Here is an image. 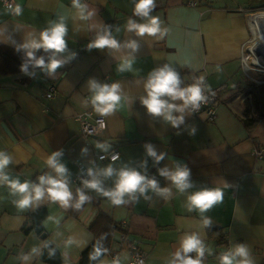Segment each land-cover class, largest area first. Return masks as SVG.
Instances as JSON below:
<instances>
[{"label": "crops", "instance_id": "obj_1", "mask_svg": "<svg viewBox=\"0 0 264 264\" xmlns=\"http://www.w3.org/2000/svg\"><path fill=\"white\" fill-rule=\"evenodd\" d=\"M12 1L14 7L8 8L0 0L1 44L17 49L27 39L39 38L63 16L68 29L67 51L60 55H76L52 76L38 67L28 69L32 75L0 72V151L12 157L6 172L21 183H38L40 175L51 171L45 163L47 157L62 150L61 162L69 170L73 200L67 208L45 198L20 209L15 204L20 195L0 184V264H78L81 253L94 240L90 225L100 211L118 222L128 239L145 251V264H173L181 240L192 233L200 236L206 248L202 264H220L221 254L237 245L247 247L251 264H264V162L253 154V149L264 143V116H243L239 99L228 91H224L213 120L204 114L192 116L186 109L183 114L174 113L184 117L178 127L148 113L141 103L149 74L165 64L178 73L181 88L192 85L198 75L211 88L237 80L251 35L249 8L264 0H209L201 7L189 6L185 0H155L149 17H158L162 36H137L127 31L129 19L147 22L133 14L136 0H81L95 13L89 20L78 18L72 0ZM16 5L22 9L19 16L12 11ZM107 23L119 42L138 43L131 71H118L121 59L131 49H87L99 27ZM105 79L110 85H120L121 103L112 114L103 116L106 128L86 142L76 115L87 109L99 115L91 104L89 81L103 84ZM53 82L55 93L47 97L48 85ZM98 143L109 145L108 150L116 148L120 157L114 162L97 160L96 154L104 152L96 147ZM146 144L157 154L166 153L159 164L147 156ZM84 148L86 154L81 151ZM177 163L187 166L191 174L193 187L184 194L158 171L174 169ZM109 164L117 170L134 168L149 179L154 177L158 187L170 189L171 195H158L151 189L144 194L137 191L125 194V203L117 206L95 190L83 189L90 200L75 208L77 189L83 188L82 181H73L79 167L100 169ZM100 179L105 190L114 188L115 175ZM206 188L222 190L223 201L203 214L189 212L187 195ZM40 208L45 210L43 218L35 212ZM202 216L211 219V227L222 230L226 244L208 238ZM122 231H114L110 247L95 264L109 263ZM187 255L196 258L195 252ZM127 261L123 250L118 264Z\"/></svg>", "mask_w": 264, "mask_h": 264}, {"label": "clouds", "instance_id": "obj_2", "mask_svg": "<svg viewBox=\"0 0 264 264\" xmlns=\"http://www.w3.org/2000/svg\"><path fill=\"white\" fill-rule=\"evenodd\" d=\"M72 7L77 10L78 18L81 20H89L95 15L94 12L89 11L87 4L81 3V0H72ZM154 7L155 0H136L133 14L141 18H147V22L137 23L135 20L129 19L126 25L127 31L133 32L137 36H144L145 34L155 36L157 33H161L162 36L163 33L159 26L160 22L158 17H149V13ZM12 11L17 16L22 13L20 5H16ZM67 31L65 19L61 16L58 22H52L48 28L43 30L39 38H30L23 44L17 45V51L21 48L25 50V62L21 65V72L29 75L34 74L28 72V66L31 64L34 68L38 67L49 76H52L58 68L74 58L75 53H70L66 57L60 55L67 51V43L65 40ZM116 31L119 32L120 29L116 28ZM138 47V43L135 40H128L124 43L119 42L112 35L109 26L106 25L99 27L95 38L87 45L88 50H103L107 48L120 51L122 48L131 49V52L122 58L119 63L118 71L120 72L132 70V64L134 62L132 53H135ZM40 49H43L45 53L52 50L48 56L47 63L45 62L44 56L37 57L36 52ZM201 83L202 80L188 87L181 88V80L178 73L172 67L165 64L163 67L149 74L144 84L146 96L141 97V103L146 107L148 113L153 116L163 117L173 127H178L184 122V117L183 115H174V113L183 114L189 107L196 109L204 101L205 97L202 95ZM89 88L93 93L91 104L95 112L101 117L112 114L120 106L122 97L118 83L108 85L99 84L95 80H90ZM177 100L182 101V104L173 103V101ZM192 131L195 132V129H192ZM96 147L107 152L110 146L98 143ZM145 149L147 156L151 157L156 164H159L165 158L166 153L161 152L157 154V151L151 144H146ZM81 151L86 154L88 149L84 148ZM62 155L63 152L60 150L52 152L47 157L45 163L51 171L40 175L38 177V183L29 181L21 183L19 179L9 178L6 169L12 162V157L8 153L0 151V184L7 185L12 194L20 195V199L15 201L18 208H28L45 198L53 203L59 202L64 208L69 206L73 200V193L69 187V170L61 162ZM112 159L115 161L116 157ZM144 163L146 165L147 162L145 161ZM158 171L161 176L170 180L181 194L186 193L188 189L193 187L190 180V170L187 166H182L177 163L174 169L160 168ZM114 175L116 177L114 188L105 190L100 177L102 176L107 179ZM87 176L90 179H83V188L77 189L78 199L74 205L77 209L90 200V197L85 194L83 189L95 190L97 193L108 197L112 204L117 206L125 203L123 199L125 194L132 195L137 191L144 194L147 189H151L158 195H171L170 189H161L158 187V182L154 177L149 179L146 175H142L134 168L123 167L117 170L112 164L100 169L89 167L87 169ZM222 201V190L206 188L187 195L186 208L189 212L198 210L203 214ZM202 226L211 227V219L207 216H202ZM33 251L36 250L33 249ZM205 251L204 243L198 234H186L180 242V250L175 253L176 260L173 261V264H202L201 257L204 256ZM101 252V248H95L90 259H96L101 255ZM192 252L196 253L195 259L187 255ZM248 256L249 252L247 247L237 245L233 250L221 254L220 264H251ZM237 257L240 259L237 260Z\"/></svg>", "mask_w": 264, "mask_h": 264}, {"label": "built area", "instance_id": "obj_3", "mask_svg": "<svg viewBox=\"0 0 264 264\" xmlns=\"http://www.w3.org/2000/svg\"><path fill=\"white\" fill-rule=\"evenodd\" d=\"M209 0H186V4L189 6H197L199 4H205ZM6 7L13 8L14 3L12 0H3ZM195 83V80L193 81ZM103 84L110 85V81L105 79ZM202 95L205 97L204 101H202L198 108L192 109L188 108V111L192 113V115H198L201 112H206L207 119L213 120L215 117V108H216V99L218 96L224 94L223 85L217 88H211L207 85L201 86ZM55 93V85L52 83L48 86L46 96L52 97ZM76 119L80 124V134L84 139H87L90 136L99 135L107 125V122L104 117L100 115H96L92 112V110L87 109L76 116ZM253 154L257 160H261L264 162V143L256 146L253 149ZM113 157H116L115 161L120 157V153L116 148H111L107 152H99L96 154V158L99 161H108L114 162ZM83 179H90L87 176V168L80 166L79 171L73 177L74 182H81ZM120 236L116 241V250L111 251L109 256L108 264H118L121 258V252L123 250L127 251L128 261L126 264H145L146 263V253L145 251L134 241L129 240L125 232H120Z\"/></svg>", "mask_w": 264, "mask_h": 264}, {"label": "rangeland", "instance_id": "obj_4", "mask_svg": "<svg viewBox=\"0 0 264 264\" xmlns=\"http://www.w3.org/2000/svg\"><path fill=\"white\" fill-rule=\"evenodd\" d=\"M208 2L205 4H199V5L193 6V7H201V6L207 5ZM263 11H264V3L260 4V5L251 6L249 8V12H250L249 27H250L251 35H250V37H249L248 41L246 42L245 47L243 49V55L241 58V72L239 74L240 77L238 76L236 78L237 80L233 79L231 82L223 85L224 91L230 92L232 95H234V97L239 99L241 113L243 116H245L244 114L251 116V117H256L258 115L264 116V96L261 94V90L264 89V69L262 67H260L259 65H255L251 62H248L249 68H246L244 65V60L246 59L245 57L248 56V53L250 52L249 49L251 48V46L252 45L258 46V42H260V40H258V38H257L256 33L254 32L250 18L255 13L263 12ZM194 80H195V83L197 81L202 80L201 86H203V84L205 86L207 85L205 83L204 77H202V76H199V75L194 76L193 81ZM50 84H52V83H50ZM53 84H54V82H53ZM222 99H223L222 95L217 97L216 108L222 102ZM216 108H215V111H216ZM190 114L192 115V113H190ZM200 114H204L206 119H207L206 112H201L198 115H200ZM215 115H216V113H215ZM192 116H197V115H192ZM207 120H209V119H207ZM209 121H211V120H209ZM96 136H98V135H96ZM91 137H93V136H90L87 139H84L83 137L82 138L86 142H88L89 138H91Z\"/></svg>", "mask_w": 264, "mask_h": 264}, {"label": "trees", "instance_id": "obj_5", "mask_svg": "<svg viewBox=\"0 0 264 264\" xmlns=\"http://www.w3.org/2000/svg\"><path fill=\"white\" fill-rule=\"evenodd\" d=\"M110 29V23H107ZM37 57L44 56L45 62L48 59V53H45L43 49L37 50ZM25 62V51L19 50L15 48H11L9 46L3 45L0 43V72L2 73H14L21 71V65ZM34 68L31 64H29L28 69ZM261 94L264 96V89L261 90ZM250 124V122H248ZM250 128V126H247ZM81 208V207H80ZM79 208V209H80ZM44 209H38L35 211L40 215V218L44 217ZM41 220L40 223H36L38 229L41 228ZM90 229L93 232L94 240L93 242L81 253V257L79 259L78 264H95L99 258L105 253V251L110 247V242L112 240V236L114 231L120 230L122 231L120 224L114 221L110 215L107 213L100 211L94 222L90 225ZM207 236L209 239H213L217 242H222L224 244L227 243V239L224 236V233L220 228L216 227H208ZM95 248H101L102 252L96 259H90L91 254L94 252Z\"/></svg>", "mask_w": 264, "mask_h": 264}, {"label": "bare ground", "instance_id": "obj_6", "mask_svg": "<svg viewBox=\"0 0 264 264\" xmlns=\"http://www.w3.org/2000/svg\"><path fill=\"white\" fill-rule=\"evenodd\" d=\"M250 21L260 42H258V46H251L248 56L245 57L244 65L246 68H249L248 62H251L264 69V11L252 15Z\"/></svg>", "mask_w": 264, "mask_h": 264}]
</instances>
